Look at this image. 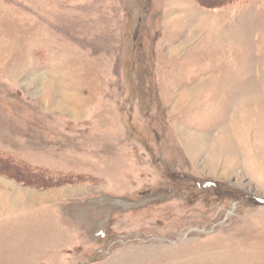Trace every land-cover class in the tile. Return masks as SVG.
<instances>
[{"label":"rangeland","instance_id":"rangeland-1","mask_svg":"<svg viewBox=\"0 0 264 264\" xmlns=\"http://www.w3.org/2000/svg\"><path fill=\"white\" fill-rule=\"evenodd\" d=\"M0 264H264V0H0Z\"/></svg>","mask_w":264,"mask_h":264},{"label":"trees","instance_id":"trees-1","mask_svg":"<svg viewBox=\"0 0 264 264\" xmlns=\"http://www.w3.org/2000/svg\"><path fill=\"white\" fill-rule=\"evenodd\" d=\"M9 163V162H8ZM9 166L13 167V168H16L14 167L12 164L9 163ZM43 176V177H42ZM40 176L44 181L48 182L49 183V178L48 177H45L44 175Z\"/></svg>","mask_w":264,"mask_h":264}]
</instances>
